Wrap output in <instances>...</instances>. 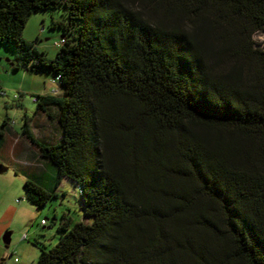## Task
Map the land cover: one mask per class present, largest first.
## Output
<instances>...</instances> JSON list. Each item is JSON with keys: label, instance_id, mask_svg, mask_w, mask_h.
I'll use <instances>...</instances> for the list:
<instances>
[{"label": "trees", "instance_id": "16d2710c", "mask_svg": "<svg viewBox=\"0 0 264 264\" xmlns=\"http://www.w3.org/2000/svg\"><path fill=\"white\" fill-rule=\"evenodd\" d=\"M59 8L50 59L22 33ZM260 31L264 0H0L14 69L60 88L34 96L56 108L58 141L22 134L82 212L35 264H264ZM23 191L37 208L56 197L30 178Z\"/></svg>", "mask_w": 264, "mask_h": 264}, {"label": "rangeland", "instance_id": "374dc122", "mask_svg": "<svg viewBox=\"0 0 264 264\" xmlns=\"http://www.w3.org/2000/svg\"><path fill=\"white\" fill-rule=\"evenodd\" d=\"M52 18L64 19V9L29 15L22 33L25 41L34 43L35 47L46 53L50 59L55 57L57 44L61 42L65 33L62 29L51 28ZM73 35L76 36V30ZM254 41L264 46V31L256 33ZM15 63L14 47L0 44V126L9 118L11 122H17V128L22 132L25 117L29 123L35 118L36 102L33 98L36 95L30 92L39 88L42 95H53L52 92L56 89L58 94L59 85L51 81L53 73H34L24 68L14 69ZM23 185L24 183L21 188ZM66 190L65 197L58 191L57 199L51 198L46 206L37 208L36 215L27 216L25 220L14 225L13 231L9 234L11 241L8 243L0 241V264H35L42 250H49L58 242L60 237L58 227L63 216H68L71 223L82 219L77 188L67 184ZM17 198L24 199V191L23 197ZM42 221H45V224H42ZM24 235L26 238L23 239Z\"/></svg>", "mask_w": 264, "mask_h": 264}, {"label": "crops", "instance_id": "0c3cea01", "mask_svg": "<svg viewBox=\"0 0 264 264\" xmlns=\"http://www.w3.org/2000/svg\"><path fill=\"white\" fill-rule=\"evenodd\" d=\"M41 91L37 88L30 93L42 95ZM49 112V116L46 113L35 112V118L30 123L25 117L24 126L26 124L35 139L53 144L60 138V129L56 108H51ZM4 121L6 123L0 136V163L7 170L0 174V241L8 243L11 241L9 234L13 231L14 225L25 220L27 216L37 214L38 209L35 205L25 198L22 200L17 198L23 197L21 185L27 178L33 179L45 191L54 194L56 199L59 197L58 191L65 197L67 184L74 185L66 180L57 185L55 166L41 156L38 147L19 131L17 122H11L9 118Z\"/></svg>", "mask_w": 264, "mask_h": 264}, {"label": "built area", "instance_id": "2783aa9c", "mask_svg": "<svg viewBox=\"0 0 264 264\" xmlns=\"http://www.w3.org/2000/svg\"><path fill=\"white\" fill-rule=\"evenodd\" d=\"M59 44H57L58 46ZM53 83H55V80H51ZM53 95L57 94L56 89L52 92ZM33 100L36 102V98L34 97ZM42 224H45V221H42ZM26 238V235L23 236V239Z\"/></svg>", "mask_w": 264, "mask_h": 264}, {"label": "water", "instance_id": "95a60500", "mask_svg": "<svg viewBox=\"0 0 264 264\" xmlns=\"http://www.w3.org/2000/svg\"><path fill=\"white\" fill-rule=\"evenodd\" d=\"M6 170L7 168L3 164L0 163V174L5 172Z\"/></svg>", "mask_w": 264, "mask_h": 264}]
</instances>
